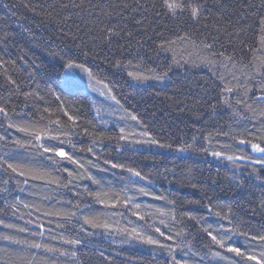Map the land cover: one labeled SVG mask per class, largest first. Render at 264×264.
Masks as SVG:
<instances>
[{"label":"trees","instance_id":"trees-1","mask_svg":"<svg viewBox=\"0 0 264 264\" xmlns=\"http://www.w3.org/2000/svg\"><path fill=\"white\" fill-rule=\"evenodd\" d=\"M75 3L79 4L80 0H75ZM137 4L141 7L133 12L132 8ZM205 9L208 19L196 22L187 12L175 18L165 15L161 0H84L82 7L72 6L71 0H0V60L5 62L0 67V104L17 112L27 105L26 110L36 119L44 107L59 108L48 91L51 88L61 94L69 114L78 116L81 126L89 131L117 137L119 128L123 127L127 133H136L126 141L105 140L95 148L100 160L90 153L79 151L90 145L87 136L74 137L75 148L71 145L64 147L66 152L82 162L91 160L98 165L86 164V167L99 184L82 179L78 182L81 188L87 186L90 191L121 195L127 192L136 203L142 205V213H153L151 218L145 217L147 226L145 221L131 215L122 206L106 209L95 202L81 208L78 216L103 217L112 211L122 213V217L117 215L114 218L119 220L121 226L131 221L129 227L141 228L154 239L176 248L175 252L169 254L167 247L143 244L116 232L109 234L85 225L93 233L88 235L81 231L82 219L77 223L73 218L71 225L65 228H57L55 223L49 225L48 218L43 217L42 213L60 208L61 205L55 203L57 200L74 202L73 193L55 190L54 185L51 186L52 190L30 189L23 184L17 187L10 181L11 192L0 193V219L17 228L27 226L35 230L34 225H26L25 221L41 215L45 230H54L51 233L45 231L43 242L61 251L75 250L77 257L43 250H22L0 240V264L6 261L26 264L34 254L35 264H173L172 255L180 261L186 259L188 264H256V261L242 259L215 245L203 231L209 225V231H213L218 238L220 225L225 229L238 228L239 231L248 232L249 239L246 240L233 231L226 244L240 247L242 252L264 261L261 242L250 239L254 235H264V168L259 165L249 167L246 162H238L240 166H235L223 156L214 157L211 154L215 151L229 155L247 154L253 159L260 155L251 152L248 145H239L233 137L260 142L259 138L264 136V124L260 117L264 102L257 99L264 96V24L261 23L264 19V0H207ZM142 14L146 17L144 27L135 23L142 18ZM113 26L120 31L121 38H114L109 47L103 42L105 33L102 29ZM217 28L221 31L218 32ZM128 31L133 33L131 37L126 36ZM185 32L197 44L205 37L209 42L213 37H218L214 49L233 55L238 63L234 68L231 64L228 68L223 67L225 62L222 58H216L217 63L213 66L200 63L198 55H207V50L193 47L191 41L177 40V36ZM162 40H175L176 43L172 45L175 58L194 63L174 64L173 52L157 49V44ZM81 50L90 52V55L83 56ZM90 50L98 55L93 58ZM65 54L78 58V62L91 68L110 87L115 85L113 91L117 99L138 120L133 121L125 116L115 102L110 103L103 98L98 100L97 105L93 104L87 92L72 89L61 91L66 71L61 57L67 59ZM116 60L122 63L131 60L134 65L139 63L140 67L118 69L112 66ZM169 66L170 71L163 81L148 79L138 82L127 75V71H142L148 75L149 70L160 72ZM220 74L224 76L223 80L218 78ZM8 76L16 81L18 88L8 82ZM226 84L233 88L237 84L245 87L229 94L223 91ZM33 91H39L44 101L33 97L26 101L23 93ZM226 97H230L231 106L224 102ZM237 99L251 104L254 112L244 104H237ZM52 118H59L65 125L69 123L59 111H55ZM145 130L150 133L149 137L139 135ZM7 131L16 138L26 139L23 133L15 129ZM150 138L173 147L168 149L135 142ZM189 144L195 150H175L178 146ZM28 157L29 154L21 150L13 155L10 162L25 163ZM105 158L140 171L151 183H129L125 179L128 175L126 172L108 170V166L103 165ZM59 167H69L71 170L75 165L65 162ZM141 186L151 195L140 194L137 189ZM156 196L166 199L158 200L154 198ZM5 200L10 203L20 200L34 207L25 209L18 204L20 213L13 216ZM37 207L39 213L35 211ZM63 207L67 209L68 205L64 204ZM156 209L168 213L174 211L176 221L171 220L170 216H160ZM29 211L32 212L31 216L28 215ZM217 211L221 212L220 217L215 216ZM20 214L24 215L23 220L19 218ZM225 215L231 218V223L224 218ZM52 219L58 220L55 217ZM161 219L166 220V225L160 223ZM153 221L165 236H160L150 227ZM58 222L63 223L62 220ZM181 229H184V233L176 236ZM61 234L68 239H80L82 243L72 246L59 238L51 239L52 235L59 237ZM0 235L41 239L4 225H0ZM167 235H173L174 239L167 240ZM216 251L221 256L212 254Z\"/></svg>","mask_w":264,"mask_h":264},{"label":"snow or ice","instance_id":"snow-or-ice-1","mask_svg":"<svg viewBox=\"0 0 264 264\" xmlns=\"http://www.w3.org/2000/svg\"><path fill=\"white\" fill-rule=\"evenodd\" d=\"M72 6L74 7H82L84 5V0H80L79 4L75 3V0H71ZM207 0H161V7L165 9V15H171L172 17H177L178 14H182L187 12L192 20L196 22H200L202 19L206 21L208 16L205 15V4ZM28 7V5H25ZM65 7L67 5H64ZM128 7V5H125ZM141 6L137 4V7L132 8L133 12L139 10ZM153 7L155 5L153 4ZM144 11H147L145 9ZM159 14V13H158ZM107 15H111V13H107ZM146 17L143 16L142 18L135 21L137 25H141L144 27L143 21ZM261 23L264 24V19L261 20ZM207 26V25H205ZM126 27V26H125ZM215 27V26H214ZM218 32L221 31L220 29H216ZM105 33L104 43L108 44L111 47L114 38H121L120 31H117L116 27L113 26L111 28L102 29ZM67 35V34H66ZM133 33L128 31L126 33L127 37H131ZM218 37H213L212 42H209L207 37L204 40H201L199 44L196 41H192L191 37L187 32L183 35L177 36V40L179 41H191L193 47L201 48L203 50H207V55H198V59L200 63L206 64L208 66H213L217 63L216 58H222L225 63H223V67L228 68L229 64L231 67H235L238 61L235 60L233 55H228L225 51H217L214 49V44L216 43ZM141 43V41H138ZM176 43L175 40H162L159 44H157V49L159 51L165 52H173V63L180 64L189 63L194 61L186 60L181 61L175 58V51L172 47ZM91 55L95 58L98 53L94 50H90ZM186 51V50H185ZM81 54L85 57L90 55V52L81 50ZM65 57H61L64 61L63 67L66 69H80L85 72L88 76L89 83L92 87L99 91L102 96H106L109 100L114 101L119 109L124 113L125 116L130 118L133 121L138 120L136 115H133L127 111V109L123 108L121 105L120 100L117 99L116 93L113 91V86H109L108 83H105L104 80L100 79L99 76L93 73L91 68H88L84 63L78 62V58H73L70 54H65ZM191 53H189V56ZM4 61L0 60V67L4 66ZM115 68H123L127 70L128 68H139L140 64H133L131 60L127 61L126 63H122L120 60H116L113 65ZM170 67L168 69L162 70L160 72H156L155 70H149L150 74L146 75L142 71H127V75L131 77L133 80L138 82H143L148 79H156L163 81L168 76V71H170ZM219 79L223 80L224 76L222 74L219 75ZM8 82L18 88L16 85V81L11 78V76L7 77ZM234 79H238L234 77ZM103 85L102 88L97 86ZM74 87V77L71 73H66L64 80L62 82L61 91L64 89H71ZM244 85L237 84L235 88L225 85L223 91L226 93H233L237 91L239 88H244ZM48 91L52 94L54 99L57 101L59 108L58 109H51L49 107H44L41 110V114L38 118L33 119L31 113H29L25 105V109H21L20 112H17L16 109H11V111L5 107L4 104H0V129H4V131H0V149H4L0 151V193H10L11 187L9 182L12 181L15 183L17 187L21 184L25 185L27 188L30 189H47L52 190L51 186H55V190H66L68 192H72L74 195V202L73 200L67 201H55L56 204H60V208H55L54 210L45 211L42 213L43 217L48 218L47 223L49 225L55 223L57 228H65L67 225H71L72 219L75 218L77 223H80L81 219L83 223L80 225L81 231L87 232L88 235H93L92 232H89L85 225L90 226L93 229H101L106 233H119L128 237L129 239H137L143 244L147 245H159L161 248H169V254L175 252L176 248L174 246L166 245L161 243L160 240L154 239L152 235L146 234L144 230L138 228L136 226L129 227L128 225L131 224V221L124 224L123 226L120 225L119 220H115L114 218L117 215L122 217V213H117L115 211L109 212L107 215L101 216H78L81 208L85 206H90L91 203L95 202L97 204L102 205L106 209H117L118 206H122L124 209H127L131 215L136 216L139 220L145 221L147 226V221L145 217L151 218L153 213L152 212H141L142 205L140 203H136L132 196L128 195L127 192L121 194H110L108 192H101V191H90L87 186H83L78 183L82 179H87L92 181V183L99 184L89 172L88 166H98L94 165L91 160L82 162L81 159H77L75 155L71 154L70 152L65 151V145H71L72 148H75V144H73V138H80L82 135L87 136L90 140V145L84 149L81 148L79 151L81 153H90L93 157H96L97 160H100V156L95 151V148L99 145H102L105 140H119V141H126L129 139L130 136L136 135V133H127L125 128H119V134L117 137H106L102 134L97 135L94 131H89L87 127H82L80 124V118L75 115H70L68 109L64 107V100L61 97L59 92H56L55 89L49 88ZM247 94V90L245 89V95ZM23 96L27 101L29 97H33L40 101H44V96L40 95L39 91L33 92H24ZM260 101L264 102V96L258 97ZM230 97L225 98V103H229ZM237 104H244V106L248 110L252 109V105L249 104L247 101L237 99ZM47 104V101H45ZM55 111H59L63 113L67 117L68 124L65 125L61 122L59 118L53 119L52 115ZM239 115V113H237ZM97 116H100L99 110H97ZM261 123L264 124V111L260 112ZM102 120V118H101ZM10 129H15L17 132L23 133L26 139L16 138L12 136L11 132L7 131ZM79 129V131H78ZM139 135L141 137H149L150 133L148 131L140 132ZM227 135V133H224ZM234 140H237L239 145H248L250 147L251 152L260 154L258 158L253 159L251 156L247 154H240V155H229L226 153H222L219 151L212 152L211 154L214 157H221L223 156L226 160L230 161L235 166L238 165V162H246L249 167L254 165H259L261 168H264V136L260 137V142H253V140L246 139V138H238L233 137ZM136 143H150L153 145H157L161 148H168L171 149L173 146L171 144H162L159 140L155 138H150L148 140H136ZM23 150L25 153L29 154L25 163L19 162H10L13 159L14 154H19L20 151ZM178 152H186L193 149L191 144L186 146H178L176 149ZM207 151V149H199ZM67 163L69 165H75L74 169L69 167H59V165ZM104 166H108V170L112 169H120L122 172H126L128 175L125 179L128 180L131 184L138 185L141 181H148V177L142 175V173L134 168L126 167L124 164L116 163L110 159H103L102 161ZM67 174L66 177L64 174ZM41 182V183H36ZM151 183V181H148ZM24 190V189H21ZM137 191L144 195L149 196L151 195L145 187H139ZM34 194V193H32ZM90 198V199H89ZM155 199H166L163 196H156ZM44 199H51L49 197H45ZM6 206L11 210L12 215L16 216L20 213V209L17 207L18 204H22L23 208L31 209L34 206H30L27 203H23L20 200H17L15 203H10L5 200ZM171 203V202H170ZM64 204L68 205V208L65 209L63 207ZM151 207V206H149ZM209 212H211V206H209ZM37 213L40 212V209L37 207L35 208ZM160 216H170V219L176 221V214L175 212L168 213L163 209H156ZM28 215L31 216L32 212L29 211ZM215 216L220 217L221 212H215ZM53 217L58 218V220H62L63 223L58 222V220L52 219ZM20 219H24V215H19ZM225 219H229V223H231V218L227 215L224 217ZM183 219V217L181 218ZM188 219L195 220V217H188ZM179 222V221H177ZM199 223V221H197ZM161 224L166 225V220L161 219ZM26 225H34L35 230L25 227L17 228L13 224H5L4 219H0V225H4V227L9 229H15L16 232L19 233H29L32 237H39L41 239H17L13 235H0V240L8 242V245H15L20 247L22 250H43L44 252H52V253H59L61 256H70V257H77V252L75 250L72 251H61L60 249L50 247L49 244L43 242L45 237V231L49 233L53 232L54 230L49 228L45 230V224L41 222V215H36L35 219H28L25 221ZM74 227V225H73ZM154 229L156 233H159L160 236H165V233L161 231L160 227H155V221H153L152 225L150 226ZM208 227H204L203 231L207 233L209 237H211V241L219 246L220 249H226L227 252L235 253L237 257H241L242 259L256 261V264H264V261L257 260V257L254 255L247 254L246 252H242L240 247H235L232 245L226 244V240L231 238L230 233L233 231L238 232L239 235L244 236L245 239H249V233L244 231H239L238 228L236 229H225L223 225H220V235L219 238L217 235L213 234V231H209ZM184 233V229L181 231L176 232V236H181ZM61 239L64 243L76 246L80 245L82 241L80 239H68L67 237L61 234L59 237L52 235L51 239ZM167 240H173V235H167ZM251 241H259L261 242V246L264 247V235H254L251 236ZM215 256H221L219 251L212 253ZM261 256H264V252H261ZM173 264H188V261L185 259L183 261L177 260L174 255L171 256ZM23 261V258H21ZM3 264H17L16 261L12 262H3ZM26 264H35V254L32 256V259L27 260Z\"/></svg>","mask_w":264,"mask_h":264},{"label":"rangeland","instance_id":"rangeland-1","mask_svg":"<svg viewBox=\"0 0 264 264\" xmlns=\"http://www.w3.org/2000/svg\"><path fill=\"white\" fill-rule=\"evenodd\" d=\"M66 73H71L74 77V87H72V90H79L87 92L90 97L92 98L93 104L97 103L99 99H106L110 103H114V101L109 100L106 96H102L99 91L95 90L92 85L89 83L88 76L85 72H83L80 69H66L63 80ZM99 88H102L103 85L97 86Z\"/></svg>","mask_w":264,"mask_h":264}]
</instances>
